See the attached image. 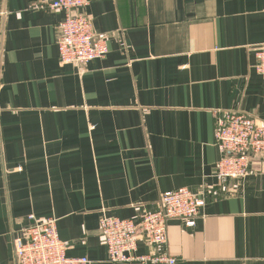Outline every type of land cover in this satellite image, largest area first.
Returning <instances> with one entry per match:
<instances>
[{
	"label": "crops",
	"instance_id": "obj_1",
	"mask_svg": "<svg viewBox=\"0 0 264 264\" xmlns=\"http://www.w3.org/2000/svg\"><path fill=\"white\" fill-rule=\"evenodd\" d=\"M50 1L0 0V264L50 217L68 256L141 264L110 260L103 215L138 221L182 187L205 197L195 225L170 219L165 248L141 236L138 254L264 264V155L221 182L215 138L218 112L264 123V0H94L109 50L84 66L61 63Z\"/></svg>",
	"mask_w": 264,
	"mask_h": 264
},
{
	"label": "built area",
	"instance_id": "obj_2",
	"mask_svg": "<svg viewBox=\"0 0 264 264\" xmlns=\"http://www.w3.org/2000/svg\"><path fill=\"white\" fill-rule=\"evenodd\" d=\"M94 0H51L39 3L41 9L61 11L64 18L58 25L57 46L63 64L84 66L108 53L106 40L97 39L92 19L83 11ZM256 71L264 76V50L256 53ZM216 144L221 151L216 176L221 182L241 180L250 170L255 155H264V123L249 113L237 110L218 112ZM205 205V197L186 187L161 194L156 208L144 211L138 221L103 215L100 227L112 262L141 264H175L165 252L138 254L142 238L157 248L168 243V221L183 219L188 226ZM141 234V235H140ZM14 264H89L87 257H70L69 242L58 232L57 219L50 217L23 228L14 238Z\"/></svg>",
	"mask_w": 264,
	"mask_h": 264
}]
</instances>
